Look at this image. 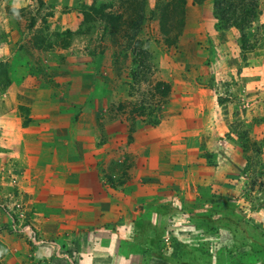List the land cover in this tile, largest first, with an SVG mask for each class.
I'll return each instance as SVG.
<instances>
[{"label": "rangeland", "instance_id": "obj_1", "mask_svg": "<svg viewBox=\"0 0 264 264\" xmlns=\"http://www.w3.org/2000/svg\"><path fill=\"white\" fill-rule=\"evenodd\" d=\"M258 1L257 17L239 40L235 28L215 29L211 0L201 4L188 0L181 32L171 41L161 32L156 0H0V62L12 67L17 80L29 75V64L38 65L43 71L35 78L41 83L50 80L51 90L65 92L64 81L56 82L53 69L49 75L47 69L62 66L59 72L75 80L82 64L83 71L88 67L97 72L86 78L95 82L92 95L100 96L102 91L100 97L105 99L95 103L105 108L107 125L129 130L142 121L150 128L161 124L163 129H176V142L198 149L197 156L208 164L207 154L211 155L214 166H220L211 169L217 179L225 178L223 165L234 160L235 152L242 156L245 173L240 179L230 176L227 182L235 197L218 195L220 181L213 190L197 188L206 227L204 237L188 238L191 243L202 241L195 255L223 244L212 252L216 262L223 255V264H264V0ZM101 3H108L106 11L122 14L117 25L113 28L97 14L88 28L81 25V9ZM142 4L144 17L137 13ZM65 30L72 32L67 48L47 44V39H55V32ZM21 217L17 212L9 217L12 228L7 230L13 232L15 250L5 254L0 249V264H15L16 256L21 260L17 264L35 262L33 233L23 226L26 219L19 223ZM225 217L231 224L241 222L246 238L227 232L219 221ZM151 236L158 246L159 240L167 242L174 255L175 237Z\"/></svg>", "mask_w": 264, "mask_h": 264}, {"label": "crops", "instance_id": "obj_2", "mask_svg": "<svg viewBox=\"0 0 264 264\" xmlns=\"http://www.w3.org/2000/svg\"><path fill=\"white\" fill-rule=\"evenodd\" d=\"M78 68L75 80L50 71L67 85L65 92L42 86L31 74L0 90V249L15 250L7 228L17 212L19 223L26 219L23 226L44 240H32L33 264H223V255L217 262L212 258L223 244L195 255L202 241L188 238L204 237L206 227L197 188L213 190L220 181L218 195L235 197L227 182L243 174L242 156L235 152L223 165L225 178L217 179L211 169L220 166L176 142V129L150 128L142 121L129 130L107 125L105 108L95 103L105 99L102 91L92 95L95 82L82 64ZM219 221L227 232L246 238L241 222ZM151 234L175 237L174 255L166 241L154 244Z\"/></svg>", "mask_w": 264, "mask_h": 264}, {"label": "trees", "instance_id": "obj_3", "mask_svg": "<svg viewBox=\"0 0 264 264\" xmlns=\"http://www.w3.org/2000/svg\"><path fill=\"white\" fill-rule=\"evenodd\" d=\"M132 1V0H129ZM188 0H156V8L159 16L160 29L165 37H171V41L174 38V41L178 38L179 33L181 32V27L183 26L184 12ZM194 4H201L205 0H191ZM212 1V14L216 20L214 26L218 32L225 31L228 28H235L239 31V40L247 36V28L251 26L252 21L257 17L258 9V0H211ZM132 4V2H131ZM108 3L100 4L99 6L91 5L84 6L81 9L82 20L81 25H88L93 22L95 19V14L98 15L100 19L105 21L106 24L112 26L113 28L117 25L118 20L122 19V14L112 11H106ZM136 9V8H133ZM143 10L142 6H139V11L141 13ZM140 17H144V14L141 13ZM90 27V26H89ZM72 32L70 30H65L64 32H55L53 35L55 39L50 42V39H47L48 45L53 44L60 46L62 48H67L70 44ZM59 56H62L61 54ZM62 66H51L47 69V75H49L48 70H62ZM10 65L6 62H0V90L6 88L13 81H16L18 77L14 76V71H10ZM86 75L95 77L97 72H93L91 68L86 67L84 69ZM42 70L41 66H32L29 64L26 73L31 75H37ZM24 73L23 76L26 74ZM46 77V76H45ZM19 81V80H17ZM52 81L47 80L41 83L42 86H48V83ZM168 90V89H167ZM244 152V151H243ZM209 158L210 165H216L215 162L211 161V155L207 154ZM248 165V164H247ZM247 167L244 170L246 171Z\"/></svg>", "mask_w": 264, "mask_h": 264}, {"label": "built area", "instance_id": "obj_4", "mask_svg": "<svg viewBox=\"0 0 264 264\" xmlns=\"http://www.w3.org/2000/svg\"><path fill=\"white\" fill-rule=\"evenodd\" d=\"M32 240L35 242V243H43L44 241L43 240H36V237L34 236L33 234V237H31Z\"/></svg>", "mask_w": 264, "mask_h": 264}]
</instances>
